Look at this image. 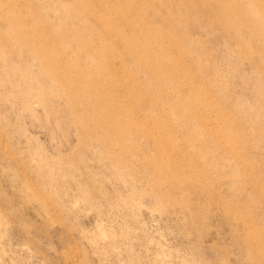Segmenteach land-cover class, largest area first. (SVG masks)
<instances>
[{"label":"rangeland","instance_id":"1","mask_svg":"<svg viewBox=\"0 0 264 264\" xmlns=\"http://www.w3.org/2000/svg\"><path fill=\"white\" fill-rule=\"evenodd\" d=\"M0 264H264V0H0Z\"/></svg>","mask_w":264,"mask_h":264}]
</instances>
